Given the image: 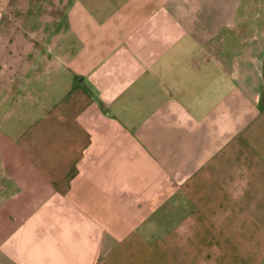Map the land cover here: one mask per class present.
Wrapping results in <instances>:
<instances>
[{
    "label": "crops",
    "instance_id": "obj_1",
    "mask_svg": "<svg viewBox=\"0 0 264 264\" xmlns=\"http://www.w3.org/2000/svg\"><path fill=\"white\" fill-rule=\"evenodd\" d=\"M0 264H264V0H0Z\"/></svg>",
    "mask_w": 264,
    "mask_h": 264
}]
</instances>
